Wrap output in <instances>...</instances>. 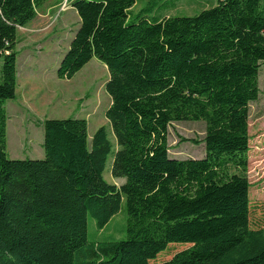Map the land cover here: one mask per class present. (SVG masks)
Instances as JSON below:
<instances>
[{
    "label": "trees",
    "instance_id": "16d2710c",
    "mask_svg": "<svg viewBox=\"0 0 264 264\" xmlns=\"http://www.w3.org/2000/svg\"><path fill=\"white\" fill-rule=\"evenodd\" d=\"M71 1L80 22L57 76L106 64L115 143L106 125L90 138L85 118H46L44 157H9L17 31L45 0H0V264H264L248 179L264 0L163 17L173 1L137 12L136 0ZM182 120L206 123L204 157L170 155L169 126ZM110 156L121 185L104 177ZM121 210L123 237L90 234V218L102 230ZM173 243L184 245L162 255Z\"/></svg>",
    "mask_w": 264,
    "mask_h": 264
},
{
    "label": "rangeland",
    "instance_id": "374dc122",
    "mask_svg": "<svg viewBox=\"0 0 264 264\" xmlns=\"http://www.w3.org/2000/svg\"><path fill=\"white\" fill-rule=\"evenodd\" d=\"M152 0H136L132 11L137 12ZM161 1V0H160ZM174 4L165 10H156L160 17L191 15L217 3V0H168ZM71 0H45L37 8L36 16L17 31V89L16 97L7 100V152L11 159L44 157L43 121L46 118H85L88 136L101 125L111 133L106 110L111 97L106 90L109 71L104 62L92 58L72 78H59L57 69L69 47L77 28L79 16ZM260 93L250 103L248 179L250 181L251 225L264 226V62L259 70ZM206 123L203 120L174 121L169 126V153L176 158H202L205 156ZM193 139L197 142H193ZM30 155V156H28ZM110 156L104 170L107 181L121 185L122 177L111 174ZM126 215L121 210L98 230L89 219V232L98 237H123L121 228ZM162 255L184 243H173ZM180 247L178 249H181ZM175 249V250H178ZM173 250V252L175 251ZM170 255H167L168 257ZM159 258V256H158ZM159 261L153 260L151 264Z\"/></svg>",
    "mask_w": 264,
    "mask_h": 264
},
{
    "label": "crops",
    "instance_id": "0c3cea01",
    "mask_svg": "<svg viewBox=\"0 0 264 264\" xmlns=\"http://www.w3.org/2000/svg\"><path fill=\"white\" fill-rule=\"evenodd\" d=\"M73 7V6H72ZM72 40V39H71ZM18 71V70H17ZM17 80H18V75H17ZM6 103H7V101H6ZM5 106H6V104H5ZM28 156H30V155H28ZM41 156L42 155H40V157H37V158H41ZM32 158V157H31Z\"/></svg>",
    "mask_w": 264,
    "mask_h": 264
}]
</instances>
